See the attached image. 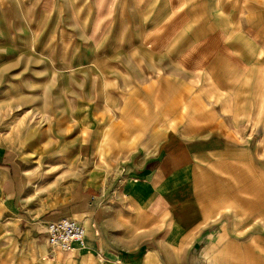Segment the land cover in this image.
I'll use <instances>...</instances> for the list:
<instances>
[{
    "label": "crops",
    "instance_id": "0c3cea01",
    "mask_svg": "<svg viewBox=\"0 0 264 264\" xmlns=\"http://www.w3.org/2000/svg\"><path fill=\"white\" fill-rule=\"evenodd\" d=\"M0 264H264V0H0Z\"/></svg>",
    "mask_w": 264,
    "mask_h": 264
},
{
    "label": "built area",
    "instance_id": "2783aa9c",
    "mask_svg": "<svg viewBox=\"0 0 264 264\" xmlns=\"http://www.w3.org/2000/svg\"><path fill=\"white\" fill-rule=\"evenodd\" d=\"M48 243L51 252L69 253L86 248L85 228L74 220H60L47 224Z\"/></svg>",
    "mask_w": 264,
    "mask_h": 264
},
{
    "label": "rangeland",
    "instance_id": "374dc122",
    "mask_svg": "<svg viewBox=\"0 0 264 264\" xmlns=\"http://www.w3.org/2000/svg\"><path fill=\"white\" fill-rule=\"evenodd\" d=\"M88 8H89V6H86L85 4H80V12L82 13H84V11H86L87 12V10H88Z\"/></svg>",
    "mask_w": 264,
    "mask_h": 264
}]
</instances>
